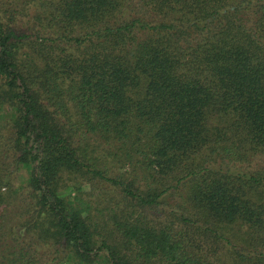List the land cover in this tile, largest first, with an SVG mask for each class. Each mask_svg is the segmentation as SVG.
<instances>
[{"label": "trees", "instance_id": "trees-1", "mask_svg": "<svg viewBox=\"0 0 264 264\" xmlns=\"http://www.w3.org/2000/svg\"><path fill=\"white\" fill-rule=\"evenodd\" d=\"M69 259L264 264V0H0V264Z\"/></svg>", "mask_w": 264, "mask_h": 264}, {"label": "rangeland", "instance_id": "rangeland-1", "mask_svg": "<svg viewBox=\"0 0 264 264\" xmlns=\"http://www.w3.org/2000/svg\"><path fill=\"white\" fill-rule=\"evenodd\" d=\"M73 181H76V179H74ZM17 183L20 184V181H17ZM71 186L72 187H70V188L67 187V188H64V190H61L60 194L64 195L65 197H68L69 194L71 196H73L77 192L76 188L79 186H80V189H79L80 194L79 195L84 197V198H88L90 193L96 192V191L94 192V188H93L92 183H89V182L84 181V180L82 181V183H80L79 181H76ZM25 190H27V189L26 188L25 189H18V192L16 193V195H14L12 198H17L21 194L23 196H25V193H24ZM23 205H24V202L21 201V206H23ZM21 206L16 207V206L12 205V206H10L9 210H11V208L18 210V212L14 215V217H18L19 219H17V220L24 221L28 216H26L23 213L24 207H21ZM19 211H21V212H19ZM20 221L17 222V223H19V225L21 224ZM46 250H47V248H46ZM66 264H74V260L69 259V261H67Z\"/></svg>", "mask_w": 264, "mask_h": 264}]
</instances>
